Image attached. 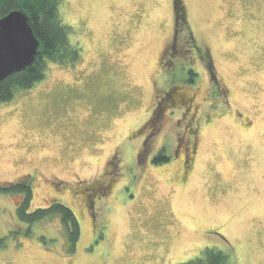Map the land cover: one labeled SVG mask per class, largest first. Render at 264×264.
Returning a JSON list of instances; mask_svg holds the SVG:
<instances>
[{
    "label": "rangeland",
    "instance_id": "obj_1",
    "mask_svg": "<svg viewBox=\"0 0 264 264\" xmlns=\"http://www.w3.org/2000/svg\"><path fill=\"white\" fill-rule=\"evenodd\" d=\"M180 2L182 25L173 0L63 1L80 59L0 103V183L30 178L27 213L62 202L80 234L72 249L60 214L28 223L25 193L0 191V264H264V0ZM157 105L165 134L142 146ZM189 126L181 182L179 160L146 159Z\"/></svg>",
    "mask_w": 264,
    "mask_h": 264
},
{
    "label": "trees",
    "instance_id": "obj_2",
    "mask_svg": "<svg viewBox=\"0 0 264 264\" xmlns=\"http://www.w3.org/2000/svg\"><path fill=\"white\" fill-rule=\"evenodd\" d=\"M64 0H0V18L14 10L24 11L33 28L35 36L39 39L41 47L33 65L20 72L14 73L0 82V103L12 101L16 89H29L46 77L50 62L75 64L80 59L81 47L73 43L70 36L73 27L67 24L62 16L60 7ZM180 0L174 1L177 19L182 25L184 21ZM166 161L165 156L157 162ZM0 191H22L23 202L17 208L19 219L32 223L50 214L57 213L63 218L65 224L71 223V248L79 238V223L71 208L62 202H54L46 208H38L31 214L27 213L32 198L33 189L30 178H24L15 183H0ZM181 264H234L229 254L215 249L206 248L200 257Z\"/></svg>",
    "mask_w": 264,
    "mask_h": 264
},
{
    "label": "water",
    "instance_id": "obj_3",
    "mask_svg": "<svg viewBox=\"0 0 264 264\" xmlns=\"http://www.w3.org/2000/svg\"><path fill=\"white\" fill-rule=\"evenodd\" d=\"M28 15L14 10L0 18V82L33 65L40 52Z\"/></svg>",
    "mask_w": 264,
    "mask_h": 264
},
{
    "label": "flooded vegetation",
    "instance_id": "obj_4",
    "mask_svg": "<svg viewBox=\"0 0 264 264\" xmlns=\"http://www.w3.org/2000/svg\"><path fill=\"white\" fill-rule=\"evenodd\" d=\"M175 0H173L174 3ZM176 22L178 23V19L176 16ZM179 27V25H178ZM179 28L176 27V33H178ZM166 95H171V91L165 92ZM179 96L177 101L179 105H188V108L190 109V102L192 100H187L186 97ZM192 125V123H191ZM145 126L150 127L151 130L147 136L144 137L142 146H145L148 141L158 139L162 134L164 133L163 130V115L161 108H158V105L155 110H153L151 116L149 117L148 121L145 123ZM192 126L187 127V131H183L180 129L174 128V131L167 133L165 137V142L160 145V148L157 149L155 152L150 153L148 156V162L149 164H155V163H164V162H157V159L159 157L165 156L166 162L169 161L170 158H174L175 160H179L181 163V168L178 173V178L181 182H184L194 171V167L196 164V158L198 155V139H199V132L195 129L192 130ZM141 130V129H140ZM174 140V142L171 141ZM148 140V141H147ZM169 146L173 147V151L171 154H165L163 153L164 150H169ZM140 159L137 160V162Z\"/></svg>",
    "mask_w": 264,
    "mask_h": 264
}]
</instances>
